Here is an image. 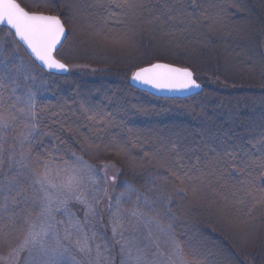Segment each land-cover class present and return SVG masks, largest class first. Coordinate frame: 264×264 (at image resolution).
<instances>
[{"label":"trees","instance_id":"trees-1","mask_svg":"<svg viewBox=\"0 0 264 264\" xmlns=\"http://www.w3.org/2000/svg\"><path fill=\"white\" fill-rule=\"evenodd\" d=\"M18 1L26 9L33 5V7L38 6L36 8L43 12L58 14L67 27L68 36L64 44L59 48L57 58L68 65L81 63L87 64V67H89L77 68L70 71L67 75L54 74L42 70L36 64H33L25 48L21 44L15 43L16 50L21 53L16 51L20 55L19 57L14 55L17 59L14 64L10 65L16 70L15 76H17V68L20 67V62H26L25 67L29 69L33 76L31 81L32 89H35L34 87H37V84L41 88L35 97V111L38 118L35 121L36 128L33 134V155L44 152L52 153L55 156H63L64 159H70V155H65V153L75 152L76 155L82 156L83 160L94 164L113 163L118 170L114 185L115 190L117 192L125 190L127 183L136 190V196L134 197L136 203L138 194L139 197L141 196V199H139L141 202L144 201V196L149 197L151 206L148 205L149 209L147 212L153 213L151 208L153 207L156 214L161 217L159 218L161 224L172 227L178 242L186 247V254H188V259L192 264H196L194 256L196 252L192 246L190 248V246L185 245L188 241V233L191 230L184 222L185 216L188 219L193 218L192 230L201 236L207 244L204 248L203 246L201 247L210 256L211 260L214 259L221 264H264V240L257 231L256 239L253 241L243 239V243H240L242 240L237 237L239 233L236 236V233L233 234L228 230L227 225L217 224L216 222V225L213 224L212 216L203 211L208 209L207 204L205 205L206 207L201 205L200 208L203 210L197 208V213L192 216V208L188 206V203L192 199L194 201L196 199L198 204L199 197L195 195L192 197L193 194L190 190L187 195H175L174 188L179 189L183 185L165 184L163 180L158 179V177L168 175V169L163 164H153L149 160L144 163L139 162L140 158L144 161V155L145 157L148 156L147 150L149 146L146 144L152 138L157 146L153 145V147L158 148L163 156L164 153L162 152L169 148V143L166 140L167 134L164 140L153 129L152 133L147 135L142 133L146 132L143 131L146 129H141L142 132L136 129L133 130L127 139L135 147L139 145L138 149L134 150L133 155L126 156L127 163H121L115 158V153L117 154V152H114V149L117 148L111 144L113 140L118 139L117 136H112L114 132H117H113L117 112H114L115 110L112 108H103L104 112L100 113L83 105L76 106L72 99L73 95H80L83 98L94 100L95 97L103 96V94L113 96L118 91L120 96L125 98L124 102L132 98L131 103L135 99L136 103H140L145 108H150L153 111L156 110V112H169L171 110L179 112L181 108H187L192 117H196L199 114L202 115L204 119L203 121L200 120V122H197L199 121L197 117V121L192 120V122L186 124L178 122V117L172 122L163 120L156 125L183 123L184 125L180 126V128L176 127L179 129V133L176 132L174 138L180 141V146L184 149L186 154L185 163L188 162L190 164L191 161L198 163V165L194 166V171L196 170L199 174L205 172L212 179L210 181L211 185L213 183L217 186L218 183L219 189L221 187V190L225 192L224 195L230 196L235 193L238 200H240V196L245 195L244 189L249 188L248 182H253L251 194L254 199L258 200L256 194L264 191V181L261 180V177L264 176V161H261L254 168L250 165L245 168V164L247 162L246 156H248L247 147H249L247 140L259 132H262V136L264 135V7L257 6L252 0H235L243 7V10L234 15L221 17L219 21L210 25H204V20H208L204 16V8H206L205 4L210 3L209 0H149L151 3L147 8L150 11L146 15H157V17L161 18L160 20L165 17L169 18L171 14L170 8H173L174 11L172 10V12L178 15H174L172 21H168L169 30H167V27L163 29L166 23L158 22L156 24V27L158 25L157 29L155 27V30L151 31L152 33L146 28L141 29L143 31H139L143 45H149L152 42V46L155 43L159 47L156 54L146 62L139 64V66L163 62L187 67L193 71L195 78L203 85L202 92L198 94L186 98L166 99L150 96L148 93L138 91L129 84L128 76L135 67L127 71L123 65L126 64L127 58L131 55L126 56L127 58H120L117 54L113 56V53L107 55V53L100 54L85 50V45H90V43L85 42L88 39H82L77 34V31L92 32L95 29L92 26L100 28L101 25L106 29L113 27L111 24L107 25L108 20L104 18V11H94L96 4L93 1L95 0L87 2L90 3V11H92L90 17L93 22L86 25L79 24L78 20L79 17L83 19L86 16L85 9L83 10L84 14L75 12V9L73 11L72 0H38V3L32 0ZM140 3L143 4V0ZM211 9L213 11L211 14H214L213 7ZM207 10L206 12L208 13L209 11ZM179 11L184 15H179ZM98 17L104 19L99 24L95 22ZM157 17L154 23H156ZM195 17L204 18L196 21ZM189 18L196 24L197 30H187ZM224 21L225 25L222 26ZM217 26L219 28H216ZM8 31V28L0 27V39L8 37L13 43L15 38L7 35ZM146 48L150 50V47ZM146 48L139 51L144 52ZM250 51L254 55L253 61L248 58ZM92 57L95 62L87 59ZM63 91L68 94V97L64 98L67 101L63 102L70 101V104H72L70 107L59 104L61 92ZM115 96L118 97L119 95L116 93ZM84 109H87V111H84ZM96 112L98 113L97 117L103 115L102 122H99V124H101L100 126H102V123L106 124L105 128L99 129L100 133H98L97 129L96 134L92 135L87 134L85 128L81 131L78 124L91 122L87 117ZM221 113L224 114L220 116ZM67 115L72 116L67 117ZM201 121L205 122V136L202 137L205 142L200 140L198 141L200 143L196 142L192 147H188L186 140L192 139L189 131L192 132L198 127L202 129ZM173 136L174 134H172ZM88 137L90 139L100 138L102 143H104V154L100 153L101 151L95 155L89 153L86 146L87 144L89 145L86 140L89 139ZM169 138L171 140V137ZM175 139L171 144L175 142L176 145ZM228 153L232 155L229 156L227 155ZM135 157L139 160H135ZM199 160L201 161L200 163ZM129 164L130 166H128ZM251 168L253 169L251 170ZM220 171L222 175H220ZM209 173L212 174L209 175ZM218 175H220L219 179L216 178ZM208 189L211 192L209 193L211 201H214V199L219 200L218 195L215 193L219 189L216 191H212L213 188L210 189V187ZM161 192L171 198L170 203L159 200ZM202 192L206 191L202 189ZM204 195L202 193V196ZM223 200L227 204L226 206L230 207L229 209L236 205L239 206L234 200ZM129 201L130 204L134 202L132 199ZM214 202L220 206V201ZM141 205L147 208V205L143 203ZM12 212H15L16 216L20 214V211L16 209ZM6 213L8 214V211ZM246 213L248 215L251 213L250 216L255 217L253 212L248 211ZM11 215L7 217L5 212L0 211V233L11 234L13 227L17 229L16 227L19 223L13 222V214ZM214 220L216 221V219ZM240 220L239 223H243L241 226L245 222L247 227L246 218L241 217ZM259 223L263 224V221ZM228 225L231 228L236 227L232 223ZM244 241L249 242L244 244ZM209 244L210 246H208Z\"/></svg>","mask_w":264,"mask_h":264},{"label":"snow or ice","instance_id":"snow-or-ice-1","mask_svg":"<svg viewBox=\"0 0 264 264\" xmlns=\"http://www.w3.org/2000/svg\"><path fill=\"white\" fill-rule=\"evenodd\" d=\"M103 7L104 5H98ZM118 8L135 10L142 8L143 4L137 0H121L116 5ZM171 18V17H170ZM0 26H6L9 31L7 35L14 36L13 43L22 44L25 47L33 64L48 72H66L68 66L58 59L59 48L66 38V28L59 15H50L43 12L28 11L22 7L18 0H0ZM6 65L0 61V210L7 212L9 206L18 208L21 203L39 208V214L33 218L31 215L24 216L21 223L23 238L18 240L16 247L12 248L6 255L5 264H19L21 253L27 251L29 256L25 258V264H67L65 259L70 247L86 257L87 264H114V251L119 247L121 257L120 264H192L186 254V247L171 240L169 248L162 249L159 236L153 235L150 225L151 218L144 220V213L139 207L127 213L128 220L125 222L120 210V201L126 198V193L136 190L126 183V193L116 197V210L113 211L112 197L107 194L106 188L101 189L99 184L91 190L85 183V176L98 175L99 169L88 164L82 156L75 152L70 159L63 156H55L52 153H37L33 155L32 148L33 133L36 128L35 121L37 113L35 102L29 99L24 108L17 109L19 97H12L16 89L9 91V84L5 81L10 77L5 72H10ZM130 79L146 89L157 91H188L199 89L193 76V72L187 67H177L169 63H149L146 66L136 67L131 73ZM13 84L15 81H11ZM87 111V109H84ZM30 118L31 127L26 124L19 141L21 148L27 144V151L16 152L14 148L5 147L7 144V133L14 126L20 114ZM98 113L88 116V120H95ZM103 119V117H101ZM117 152H126L127 148L121 145ZM176 151L173 143L171 149L165 150L162 156L160 150L153 153L154 158L161 160L163 166L168 169V175L158 177L165 184H180L182 188L175 189V195H187V192L196 191L194 181L203 182L204 174L192 175L191 169L185 170L182 157L178 154L169 161L168 155ZM227 155L231 156V153ZM114 165H103L108 168ZM249 167L245 164V168ZM212 173H209L211 175ZM219 179V176L216 177ZM115 181V176L110 178ZM264 181V176L261 177ZM96 183V181H93ZM105 185L107 181H104ZM253 184V182H249ZM245 195H251L252 188L244 189ZM104 195H108V210L112 212L109 223L111 224L112 236L105 235L101 243H95L97 231L88 225L99 222L103 227L102 216L98 211V204ZM264 197V193L261 194ZM159 200L171 202V198L163 192ZM78 203L83 206L84 218L80 220L75 213L67 211L69 203ZM150 205L145 198L143 202L137 196V204ZM57 215H62L63 220H56ZM100 218L97 221V218ZM13 222L20 223V217L15 212ZM143 223L147 229L144 237L145 243L140 242L133 236L131 239L125 236V232L135 233L138 224ZM156 231H163L156 225ZM91 232V234H89ZM9 233H0V240L7 243ZM49 241L53 244L50 246ZM111 241V243H110ZM94 245V247H93ZM154 247L151 253L152 259L148 260L145 249ZM95 251V256L92 255ZM72 259H75L74 257Z\"/></svg>","mask_w":264,"mask_h":264},{"label":"rangeland","instance_id":"rangeland-1","mask_svg":"<svg viewBox=\"0 0 264 264\" xmlns=\"http://www.w3.org/2000/svg\"><path fill=\"white\" fill-rule=\"evenodd\" d=\"M32 1L35 3H38L37 2L38 0H32ZM43 1H47V0H43ZM69 1H71V0H69ZM72 1H73V3H72L73 11L75 9V12H78L80 14H84L83 10L85 9L86 16L83 19H80L81 17L78 18L79 24H85L86 25V24L92 23L93 19L91 20V17H90V15L92 14L91 13L92 11H90V8H91L89 6L90 3H87V2H89V0H87L86 2H85V0H72ZM95 1H97V2H95ZM95 1H93L94 4H96L94 11H96V12L104 11V14H105L104 18H106L108 20L107 25L111 24L113 27L106 29L102 25L100 28L99 27L96 28V27L92 26V28H95V29H93L94 31L84 32L83 30H81V31L79 30V31H77V34L80 37H82V39H84V40L88 39L85 42H88V44L90 43V45H85V47H86L85 50L100 53V54L101 53L102 54L107 53V55H111L113 53V56L115 54H117V56L120 58H123L126 56L128 57L131 55L128 58L126 57L128 59V61L126 62V64L123 65V67H125L127 69V71H130V69L134 68V67L135 68L140 67L139 64L143 63L144 61L146 62L147 60H149V58H151L159 50V47L155 43H154L155 45L154 44H153V46L151 45L152 42H150L149 45H143L142 36L140 35L139 31L143 28H146L150 31V33H152L151 31L153 29L155 30L156 24H158V22H164V24L166 23V26H163V29H166V27H167V30H169L170 26H168V21L169 20L172 21V17L174 15H178V14H174L172 12V10L174 11L173 8H170L171 14L169 15V18L165 17V18H162V20H160L161 18L157 17V15L155 16L154 14L151 16L146 15V13L150 11L147 8V6L151 3V1H149V0H143V7L142 8H136L135 10H131L128 8H118L116 5H117V3H120L121 0H100V1L95 0ZM140 1H142V0H137L138 3H140ZM252 1L255 2V4L257 6L264 7V0H252ZM209 2L210 3L205 4L206 8H204V16L208 19L207 21L204 20V25H210L213 22L219 21V19H221V17L228 16V15H234L235 13L239 12L240 10H243V7H241L235 0H209ZM99 4H102L104 6L100 7V6H98ZM140 4H142V3H140ZM232 5H234V6H232ZM36 7H38V6H36ZM36 7L35 6L33 7V5H30L27 8L29 11L43 12L41 10H38V8H36ZM111 7H112V10H111ZM211 7H213V9H214V14H211V13H213ZM33 9H35V10H33ZM206 10L209 12L207 13ZM175 13H177V12H175ZM179 15H184V14L179 11ZM146 17H148V18H146ZM156 17H157V21H156V23H154V20ZM101 18L102 17H98V19L95 20V22H97L98 24L101 23L102 20H104L103 18L102 19ZM202 18H204V17H202ZM202 18H196L197 19L196 21H199ZM223 25H225V21L223 22L222 26ZM157 27H158V25H157ZM157 27H156V29H157ZM195 27H196V24L192 21L191 18H189L188 22H187V30H191V29L197 30V27L196 28ZM216 28H219V27L217 26ZM141 31H143V30H141ZM74 32H75V30H74ZM94 33H96L98 35L96 36ZM67 36H68V32H67ZM150 40H151V38H150ZM10 44H11V46H9ZM15 45H16L15 43H11V40L8 37L0 39V61H2L4 65H6L7 69L11 70L10 72L4 73L6 76L10 77V79L5 81V82L9 84V91H11V89L13 87L16 89L15 94L12 97V99L15 100L16 97H19V103L17 104V109H20V108H24L26 106V104L29 102L30 98H31V100H33L35 102L36 94H38V92L41 90V88L37 84V87H34L35 89H32L31 81L33 79V76L30 73L29 69L27 67H25L26 62H23V61L20 62V67L17 68V76H15L16 70L14 67H12L10 65L14 64L15 60L17 59L14 57V55H18V57H19V55L21 54L18 50H16ZM12 47H13V49H12ZM146 47H150L149 48L150 50H148ZM144 48H146V50H144V52L139 51L140 49H144ZM16 51H18L20 54L17 53ZM93 57L87 58V59L89 61L95 62ZM248 58L252 61L254 60V55L251 51H250V54L248 55ZM67 66L69 68L68 73L70 71L76 70L77 68H89V67H87L88 66L87 64H81V63L80 64H78V63L69 64V65L67 64ZM91 68H93V67H91ZM135 68H134V70H132L130 72V74L128 76V80L131 76V73L133 71H135ZM14 78H15V80H14ZM13 80L15 81L14 84L11 82ZM28 87H30V88H28ZM138 91H140V90H138ZM116 93H117V95H119L118 97L115 96ZM116 93L113 96H110L109 94H103V96H100L97 98L95 97L94 100L89 99V98H85V97L83 98L80 95H77V96L73 95L72 99H73L76 106L83 105L84 107H86L88 109L99 111L100 113H102V111L104 112V109H108V108H112L115 110L114 112H117V114H116L117 119L115 120V124H114L115 126L113 129V132L114 131H117V132H114V135H112V136H117L118 139L113 140L111 142V144L114 145L117 149L121 145H123L124 147L127 148L128 152L127 151L126 152H119L118 154L115 153V158L118 159L121 163H127L126 162V156L133 155L134 150L138 149L137 147L139 145H137L135 147L127 139L128 135H130L133 130L136 129V130L141 131V129H146V130H143L146 132H142V131L141 132L144 135H147L148 133L151 134L152 129H153L155 131V133L157 135H159L162 139L165 140L167 138L166 140L168 141L167 143H169L168 144L169 145L168 150H169V149H171L172 141L175 139L174 137L176 136L175 135L176 132L179 133V129H177L176 127L180 128V126H182L184 124L183 123H179V124H177V123L176 124H172V123L168 124L167 123V125L162 126V124H161V126L160 125L158 126V125H156L157 123H159L160 121H163V120L172 122L174 119L176 120L178 117H179L178 122H184L186 124H188V122H192V120L197 121L198 118H199V121H197V122H200V120L203 121V119H204L203 116L200 114L196 117H192L191 116L192 114L188 112L189 110H187V108L186 109L181 108L179 110V112H177L176 110H171L169 112H159V111L156 112V110L153 111L150 108H145L144 105H141L140 103H136L135 99H134V102L131 103L130 101L132 98H129L126 100V102H124L125 98L123 96H120V92L117 91ZM149 95L153 96L151 94H149ZM65 97H68L67 92L66 91L61 92L59 104H61V106H62V104H64L66 107H70L72 105V104H70V101L65 102V103L63 102V101H67V99H64ZM160 98H163V97H160ZM166 99H170V98H166ZM56 106H58V105H56ZM222 114H224V113H221L220 116ZM70 116H72V115H67V117H70ZM180 116L182 117L181 119H180ZM101 117H103V115H99L95 120H91V122H87L88 124L87 123L78 124V127L81 128V131H83V128H85L87 131L86 132L87 134H91V135L94 133L96 134L97 129H98V133H100L99 129H101V128L104 129L105 128L104 126H106V124H104V123H102L103 127L100 126L101 124H99V122H102ZM217 118H218V116H217ZM29 120H30V118L28 116L24 115L23 113L20 114L19 118L15 122L12 129H10L9 132L7 133L8 140H7V144L5 145V147L14 148L17 153H19L22 150L23 151L28 150L29 146L27 144H25L23 149H22L20 144H19V141L22 138L23 132L26 131L25 125L27 124L28 127H31V123H29ZM116 121H117V123H116ZM204 123L205 122H202V126H203L202 129L198 127L196 130H194L192 132L189 131L190 138L192 137V139L186 140V144L188 145V147H192V145H194L196 142H198L200 140L204 141V139L202 138L205 136L204 133L206 130L204 128ZM180 131H181V129H180ZM166 134H167V137H166ZM172 134H174L173 137H172ZM82 135H84V134H82ZM169 137H171V140ZM185 137H187V136H185ZM259 137H262V138H259ZM263 137H264V135L262 136V132L261 133L259 132L258 134L256 133V135L254 134L251 139L247 140V144L249 143V147H247V155L248 156H246L247 157L246 164L250 165L253 168L256 167V165H258L261 161H264V139H263ZM86 140L89 142V145L86 143L87 149H88L89 153H91L92 155H95L96 153H98L100 151H101L100 153H103V151H105L104 143H102L100 138L96 137V139H92V138L90 139L89 138ZM175 140H176V151L171 152L168 155L169 161H171L175 157V155L178 154L180 157H182V162L185 166V170L191 169L190 174L198 175L199 173H197L196 170L194 171V166L198 165V163H194L192 161L190 164L188 162L185 163L186 154L184 152V149L181 148L180 141H177V138ZM115 141H117V142H115ZM173 143L175 144V142H173ZM198 143H200V142H198ZM146 145L149 146V149L147 150L148 156L145 157V155H144V159H143L144 161H142L141 158L139 160L136 157H135V160L136 159L139 160L140 163H144L145 161L149 160L153 164L157 163V164L161 165L162 164L161 160H158V158H153V153H155L156 150L158 149V148L153 147V145L155 147H157L155 142H154V139L152 138ZM160 147L162 148V146H160ZM162 153L165 154V152H162ZM98 155H102V154H98ZM84 161H86V160H84ZM86 162L90 165L95 166L97 169H99L98 175L94 174L91 177H89L87 175L85 176V183L89 189V193L91 194V190L96 187V184H99L101 189L106 188L107 194L112 197L113 211H115L116 210V197L120 196L121 193H126V189L121 191V192H117L114 188L115 181H112L110 179L113 176H115V178H116V175H117L116 173L118 170L116 169V167L113 163L94 164V163H91L88 161H86ZM200 162L201 161L199 160V163ZM105 164L114 165V166H110V167L105 169V168H103V165H105ZM128 166H130V164ZM197 168H199V167H197ZM253 168H251V170ZM203 174H204V177H203L202 183H200L199 181L193 182L195 187H196V191L194 193L192 191V194H193L192 197L194 195L198 196L199 197L198 198L199 203L198 204L196 203V199H195V201L192 199L190 201V203H188V206H190L192 208V213H191L192 216H193V214L197 213V208L200 210H203L200 208L201 205L205 206L207 204L208 209L203 210V211H206V213H209V216H212L213 222H214L213 224H215V222H216L217 224L220 223V224H224L225 226L227 225L226 227L228 228V230L233 234L236 233V236L239 233L237 237H238V239L242 240V241L239 240L240 243L241 242L243 243V239H246L249 241H253L254 239H256V231L258 234L261 235L262 239L264 240V197H262V195H261L262 193H264V191H260L256 194V197L258 198V200L254 199L252 194L240 196L241 198H240V200H238L236 198L237 196H235V193L231 194L230 196L224 195L225 192H223L221 190V187L219 189V184L217 183V186H216L215 184L212 183V185H211L210 181L212 179L205 172H203ZM220 175H222L221 171H220ZM220 175H218V176H220ZM105 180L107 181L106 185L104 183ZM93 181H96V183H93ZM248 185H249V187H251L252 184H250L248 182ZM208 187H210V189L213 188L212 191H216L218 189L221 191L220 192L218 190L215 192L216 195H218L217 197L219 198V200L214 199V201H218V202L220 201V206H218V204L216 202L211 201V198L209 197V193H211V192L209 191ZM202 189H204L206 192H202ZM202 193H204L205 195L202 196ZM108 195H104L103 198L100 200L98 206H97L98 211L101 213V216H102L103 227H101V224L99 222H95L94 227H93V225H88V227L90 229L97 231V239H96L95 243H101L102 242V238L105 235V231H106L107 237L110 238L112 236L111 224L109 223L110 217L112 216V212H110L108 210V205H109ZM135 196H136V191L131 192V193H126V198L122 199L120 201L119 207H120L121 213L124 216L125 222L127 223V220H128L127 213H130L134 208L139 207L140 210L144 213V217H143L144 220H147L149 218H151L153 220V224L150 225L149 227L152 228L154 236L160 237L162 249L166 250L167 248H169L171 246V240L173 238L178 242V240H177V238L173 232L172 227H170L169 225L168 226L162 225L161 220H159V218H161V217L156 214L154 208L151 207L153 213L147 212V210L149 209L148 205H147V208H145V206L143 207L141 205V203L137 204L135 202V198H134ZM145 198H147V200L150 201L149 197L144 196L143 199L145 200ZM130 199H132L134 201L133 204H130V201H129ZM139 199H141V196L139 197ZM223 199L234 200V202H236V204H238L239 206H237V205L233 206L231 208L232 209L231 210V209H229L230 208L229 206L228 207L226 206L227 204L224 203ZM0 200H2V197H0ZM213 202H214V204H213ZM150 206H151V203H150ZM15 209L20 211L19 216H17V217H20V223L17 225V227H16L17 229H15L12 226L13 227L12 232H11V234H9L7 236V243H5L4 240H0V264H5L4 258L6 257L7 253L12 248L16 247L18 240L23 238V235H22L23 230L21 228V223H22L23 217L31 215V217L35 218L39 214V208L38 207L29 206V205H25V204L21 203L18 208H14L13 206L10 205L9 209H8V214L5 213V215L7 217H8V215L12 216L11 215V214H13L12 211H14ZM67 211L70 213H75L76 217L79 218L80 220H83V218H84L83 206L78 204V203L70 202L68 205ZM248 211L253 212L255 214V217L250 216L251 213L248 215L246 213ZM244 214H245V216H244ZM241 217L246 218L247 227L245 225V222H244L243 226H241L243 223H239L241 221L240 220ZM63 219H64V217L62 215L56 216V220H58V221L63 220ZM99 219L100 218L98 217L97 221H99ZM214 219H216V221ZM260 221L261 222L263 221V224L259 223ZM184 222L191 229L190 233H188V241L185 243V245L190 246V248L192 246L193 249L195 250V252H196V255H194L195 259H196L195 263L196 264H221V263L216 262L214 259L211 260L210 256H208V254H206V251L202 250L201 246H203V248H204V246H207V244L205 243V241L203 240V238L201 236H199L194 230H192L193 218L188 219L185 216ZM231 223L233 225H236V227H232V228L229 227L228 224H231ZM156 225H159L163 231H159V232L156 231ZM258 228H261V229H258ZM221 229H222V231H224L223 228H221ZM146 231H147V229L144 227V224L140 223V224H138V228H137V231L135 233L125 232V236L129 237L130 239L133 236H135V239L140 242L141 246H143V244L145 243L144 237L146 235ZM89 234H91V232H89ZM249 241H247V242H249ZM247 242L244 241V244ZM110 243H111V241H110ZM52 244H53V242L49 241V245L51 246ZM208 246H210V244ZM93 247H94V245H93ZM154 251H155L154 247H148L145 249V255H146L148 260L152 259L151 253ZM92 255L95 256V251H93ZM114 255H115L114 264H120L121 257L119 254V247L118 246L114 251ZM28 256H29V253L27 251L21 253L19 264H25V258ZM73 257L75 259H72ZM65 259L67 261V264H87L89 257H86L85 255L77 252L75 250V248L70 247L69 252L65 256Z\"/></svg>","mask_w":264,"mask_h":264},{"label":"water","instance_id":"water-1","mask_svg":"<svg viewBox=\"0 0 264 264\" xmlns=\"http://www.w3.org/2000/svg\"><path fill=\"white\" fill-rule=\"evenodd\" d=\"M22 6V5H21ZM23 7V6H22ZM26 9V8H25ZM27 10V9H26ZM29 11V10H28ZM34 12H38V11H34ZM45 14H50V15H57V14H51V13H46V12H43ZM62 20V19H61ZM63 21V20H62ZM3 27H6V26H3ZM66 28V38H67V27L65 26ZM66 38H64L63 40V43L65 42ZM22 45V44H21ZM63 45V44H62ZM23 46V45H22ZM24 47V46H23ZM61 47V46H60ZM25 48V47H24ZM63 62V61H62ZM64 63V62H63ZM156 63V62H155ZM163 63V62H161ZM66 64V63H65ZM67 65V64H66ZM174 66H177V67H182V66H178V65H174ZM191 70V69H190ZM68 71H69V68H68ZM68 71L66 72H51V73H54V74H67ZM192 71V70H191ZM193 76H194V73H193ZM131 77V76H130ZM195 78V76H194ZM197 81V80H196ZM198 84L201 85V87L199 89H190L188 91H173V92H168V91H157L155 89H146L144 86L142 85H139L137 84L136 82L132 81L130 78H129V84L131 86H133L134 88L142 91V92H146L148 94H151L153 96H156V97H163V98H186V97H189V96H192V95H195V94H198L200 92H202L203 90V85L197 81Z\"/></svg>","mask_w":264,"mask_h":264}]
</instances>
